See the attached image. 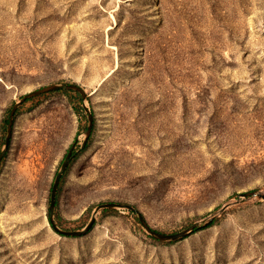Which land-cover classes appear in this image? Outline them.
<instances>
[{"label": "rangeland", "instance_id": "374dc122", "mask_svg": "<svg viewBox=\"0 0 264 264\" xmlns=\"http://www.w3.org/2000/svg\"><path fill=\"white\" fill-rule=\"evenodd\" d=\"M0 264H264V0H0ZM86 151L58 190L70 147ZM43 132L41 142L33 136ZM26 171L29 196L22 197ZM21 179V180H20ZM216 223L162 243L226 203Z\"/></svg>", "mask_w": 264, "mask_h": 264}, {"label": "water", "instance_id": "95a60500", "mask_svg": "<svg viewBox=\"0 0 264 264\" xmlns=\"http://www.w3.org/2000/svg\"><path fill=\"white\" fill-rule=\"evenodd\" d=\"M58 91L76 92L82 97L83 101H85L87 98V95L82 88L78 87L77 85H71V84H59V85L44 87V88L33 91V92L25 95L24 97H22L21 101L16 103L10 111L9 118H8V124H7V128H6L5 143H4L2 150L0 151V163L4 160V158L6 157L8 152L10 151V147L12 145L13 134H14V132H13L14 131V121H15V116H16L17 110L24 103H26L28 100L34 99L36 97H39V96H42L45 94L58 92ZM84 109L87 113L88 127H87L86 132L84 133V141L82 143L81 149H84L86 147V145H87V143H88V141L92 135L93 128H94V115L88 109H86L85 106H84ZM75 144H73L70 147V149L68 150L67 154L65 155V157L63 159L60 170L54 179L51 194H50V206H49V222H50V225H51L53 231L60 236L68 237V238H81L83 236H86L93 229V227L95 225L96 215H98L99 213H101L103 211L128 210V211H131L133 213H137L134 208L127 206V205H122V204H117V203H106V204H102V205H99L98 207H96V209L93 213V216L90 219L89 223L81 231H65V230H61L57 226V224L55 222V210H56L57 194H58L61 178L63 177L64 173L66 172V170L68 169L70 163L72 162V160L74 158L73 151L76 147ZM238 198H257L259 200L264 201V194L261 192H257V191L256 192H249V193H244L243 195H239ZM231 205L232 204L230 202L226 203L221 209H219L218 211L213 213L210 217L203 220L201 223L194 224L191 227H189L186 231H183V232L177 233V234H172V235H166V234H162V233H159L157 231H154L145 223V221L143 220V218L141 216H138V218H139V221L142 225V229L150 237H152L153 239H155L159 242H162V243H173V242H179V241H183V240L187 239L189 234L195 233V230L197 228H199V230H200L203 228L210 227L211 223L214 220H216L218 217H220L222 215V213Z\"/></svg>", "mask_w": 264, "mask_h": 264}, {"label": "bare ground", "instance_id": "6f19581e", "mask_svg": "<svg viewBox=\"0 0 264 264\" xmlns=\"http://www.w3.org/2000/svg\"><path fill=\"white\" fill-rule=\"evenodd\" d=\"M42 134H43V132H40V133L38 132L37 135H34L32 142H34V144L39 143V145L42 146L44 144V142H41V140L43 138ZM21 178H22V180L25 181L22 185H20L21 189H22V197L27 198L29 196L30 190H29V186L27 185L28 175H27L25 170L22 172Z\"/></svg>", "mask_w": 264, "mask_h": 264}, {"label": "trees", "instance_id": "16d2710c", "mask_svg": "<svg viewBox=\"0 0 264 264\" xmlns=\"http://www.w3.org/2000/svg\"><path fill=\"white\" fill-rule=\"evenodd\" d=\"M28 101H29V100H28ZM28 101H27V102H28ZM5 124H6V125L8 124V119L5 120ZM87 147H88V144L86 145V147H85L84 149H81V150H79L78 152H77V151H73L74 158H73L72 162L70 163L68 169H67L66 172L64 173L63 177L61 178V181L65 178L67 172L69 171V169H70L71 165L74 163V161L79 157L80 154H82V153H84V152L86 151ZM61 181H60V183H61ZM59 188H60V186H59ZM58 196H59V192H58V194H57L56 208H57V206H58ZM107 212H108V211H106L105 213H107ZM216 221H217V219L214 220V221L211 223L210 226H213V225L216 223ZM198 230H199V228H197V229L195 230V232H197Z\"/></svg>", "mask_w": 264, "mask_h": 264}]
</instances>
